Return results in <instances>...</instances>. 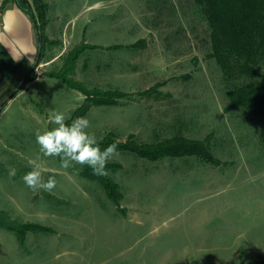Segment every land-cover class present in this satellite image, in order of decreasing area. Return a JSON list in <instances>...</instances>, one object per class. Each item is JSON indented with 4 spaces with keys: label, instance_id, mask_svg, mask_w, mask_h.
I'll use <instances>...</instances> for the list:
<instances>
[{
    "label": "rangeland",
    "instance_id": "1",
    "mask_svg": "<svg viewBox=\"0 0 264 264\" xmlns=\"http://www.w3.org/2000/svg\"><path fill=\"white\" fill-rule=\"evenodd\" d=\"M47 2L50 34L59 35L63 29L64 44L70 45L67 51L81 39L94 46L83 50L68 75L78 85L46 75L1 113L0 221L13 220L18 231L0 226V264H242L264 258V224L252 232L260 245H250L252 239H246L242 246L212 252L185 249L194 237L190 223L195 210L215 209L222 202L225 214H242L252 208L250 198L264 192V179L230 182L222 189L227 179L242 174L210 176L222 182H209L207 197L197 194L204 196L194 200L185 187L145 179L153 172L216 166L196 156L147 161L120 152L111 161L120 167L108 171L120 185L122 197L116 204L99 182L79 175V168H61L59 158L43 156L36 142L37 131L56 127L50 120L53 111L63 113L65 123L71 124L91 88L143 90L189 72L187 81L174 79L162 85L166 95L161 99L90 106L81 117L89 119V131L98 138L110 131L121 140L134 133L148 143L176 133L197 139L210 134L215 157L226 163L220 166H264V113L242 108L224 111L227 91L251 77L227 80L207 57L209 29L201 8L194 0ZM141 38L147 40L144 49L123 47ZM58 41L50 46L57 57L63 54ZM66 52L50 70L60 68ZM262 72L264 62H259L255 77L259 79ZM31 159L52 170L44 172L43 179L55 177L53 192L33 191L25 185L22 177L32 170ZM12 168L14 177L8 174ZM136 184L143 187L130 189ZM217 218L221 224L211 228L231 235L234 229Z\"/></svg>",
    "mask_w": 264,
    "mask_h": 264
},
{
    "label": "trees",
    "instance_id": "2",
    "mask_svg": "<svg viewBox=\"0 0 264 264\" xmlns=\"http://www.w3.org/2000/svg\"><path fill=\"white\" fill-rule=\"evenodd\" d=\"M8 2L15 3L31 17L36 31L37 42L39 43L38 57L19 84L23 86L24 83L37 77L35 67L42 59L45 47L59 44L60 41L49 39L46 35L45 26L48 22L46 13L47 0H2L0 11ZM194 2L201 8L209 29L208 43L210 52L207 57L214 60L221 74L227 80H231L236 76L247 75L251 77L250 81L231 87L227 91V103L224 111L242 108L248 113H264V72L259 76V79L255 77L257 65L259 62H264V0H194ZM146 43V38H141L129 45L116 44V46H123L128 50H141L145 48ZM88 46L93 47L94 45H90L81 39L79 43L66 52V56L58 70L46 71L44 75L62 77V80L75 87L79 83L73 81L68 75L73 73L76 59ZM194 59L196 60V58ZM190 77L191 74L188 72L179 76L161 79L146 87V89L135 91L91 88L85 94V101L76 109L74 117L83 116L90 106L118 105L146 98L161 99L166 95L161 90L162 85L174 79L187 81ZM17 92V89L13 90L0 102V111L4 109L10 98L15 96ZM211 136L208 134L204 139H197L176 133L171 137L147 143L135 138L134 133L127 134L125 139L121 140L114 132L110 131L99 141V146L101 150H104L108 145L116 143L119 153H135L147 161H158L163 159V157L196 156L214 166L226 164L215 157L211 149ZM120 165L119 163L109 162L106 170H115ZM71 168L75 170L79 168V175L85 179L99 182L105 194L112 198L116 204L119 203L122 197L119 185L111 177L94 175L92 169L87 165L81 166L74 163ZM13 224L14 222L11 219L8 223L0 221V226L18 231ZM242 264H264V258L251 259Z\"/></svg>",
    "mask_w": 264,
    "mask_h": 264
},
{
    "label": "crops",
    "instance_id": "3",
    "mask_svg": "<svg viewBox=\"0 0 264 264\" xmlns=\"http://www.w3.org/2000/svg\"><path fill=\"white\" fill-rule=\"evenodd\" d=\"M1 1L2 0H0V4ZM45 27L46 35L49 39H61L62 42L59 53L63 52L64 54L70 47V45H65L63 41L66 39L67 34L64 35L63 29H60L59 35L50 34L49 18ZM38 48L39 43L37 42L36 31L31 17L15 3L8 2L0 11V102H2L3 99L13 90L17 89L18 92L15 96L10 98L4 109L0 111V116L1 113L5 112V110L16 100L15 98L18 97L19 94L27 92L35 82L44 78V73L49 71L50 67H57L54 64L64 56L61 54L57 57V55L52 54L50 46L45 47L43 57L35 67L37 77L32 79V81L24 83L23 86H20L19 84L23 77L38 57ZM255 167L254 164H248L234 165L230 167L216 166L206 169L180 170L177 172H153L149 174L145 181L154 179L157 181H168L165 184H170L169 186L180 185L187 189L186 193L193 194L192 196L194 197V200H197L204 196L197 194H206L205 197H207L208 193H210L208 192L209 182H218V180L215 181L214 179H209L208 177L210 176L218 177L220 175L234 176L242 174L241 176H234L231 179H227L224 185L222 183V189L224 186H229L230 182H233L234 184L236 181L242 183L264 179V166ZM224 181L225 180H223V182ZM220 182L222 181H219L218 183ZM142 187V184H136L130 189L137 190ZM213 191L217 190L215 189ZM220 204L221 205H218L219 207L215 209L209 207L207 209L202 208V210L198 209L193 212L190 226L193 227L194 237L193 239L190 238L188 241L189 245L185 247L187 251L193 250L195 252L203 253L212 252L213 249L222 250V248H233L242 246L244 244L242 241H245L246 239H252L249 243L250 245H260V238L252 237V232L255 226L256 228H259L261 224H264V192L251 197L249 200V206H252L253 209L250 207V210L249 208H246L242 214H225L226 205L222 204V202ZM214 212H217L218 214ZM244 215L249 216L244 217ZM216 217L225 224L228 223L227 225H230L228 226L230 227L229 229H234L233 232H230L231 235L224 236L223 234H219L218 229L211 228L212 225L221 224V222L214 219ZM214 222H217V224ZM138 223L142 224L140 222ZM231 226L233 228H231Z\"/></svg>",
    "mask_w": 264,
    "mask_h": 264
},
{
    "label": "clouds",
    "instance_id": "4",
    "mask_svg": "<svg viewBox=\"0 0 264 264\" xmlns=\"http://www.w3.org/2000/svg\"><path fill=\"white\" fill-rule=\"evenodd\" d=\"M65 119L63 113L53 111L50 120L56 127L43 133L36 132V142L43 156L58 157L60 167L63 169H69L75 163L81 166L87 165L94 175L108 176L110 173L106 170L107 164L117 160L120 155L117 144L112 143L101 150L99 141L103 138H98L94 132L89 131L88 118L77 117L71 124H66ZM28 164L32 170L22 177L25 185L33 191L53 192L57 187L55 177L49 176L47 181L43 179V173L52 170L44 168L35 159L29 160ZM8 174L14 177L16 170L12 168Z\"/></svg>",
    "mask_w": 264,
    "mask_h": 264
}]
</instances>
